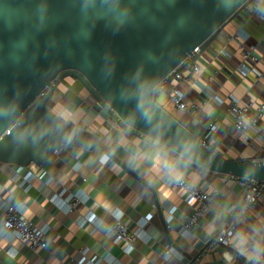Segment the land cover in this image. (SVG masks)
I'll return each instance as SVG.
<instances>
[{
    "label": "crops",
    "instance_id": "0c3cea01",
    "mask_svg": "<svg viewBox=\"0 0 264 264\" xmlns=\"http://www.w3.org/2000/svg\"><path fill=\"white\" fill-rule=\"evenodd\" d=\"M237 31L246 36L245 42L228 38V34ZM262 35L264 0H251L194 61L200 65L198 71H191L192 62L183 67L184 73L189 74L187 82L176 83L184 100L199 105L200 109L190 113L176 109L166 96L168 86L156 99L200 138L205 136L204 125L213 123L208 146L224 158L238 162L264 157V117L249 133L250 139L244 140L227 113L229 93L241 101H264V91L252 85L253 73L243 76L237 70L238 64L244 62L262 74L259 80L264 84ZM249 43L255 46L256 63L243 59L242 46ZM47 104L64 120L96 133L114 159L97 148L62 147L40 165L20 167L0 162V202L5 206L23 205L26 218L36 226H46L49 238L47 248L37 250L18 240H0V264H66L70 257L81 260L95 256L113 258L109 264H163L161 254L166 244L181 257H193L240 204L244 191L238 178L205 171L168 149L157 147L146 136L117 122L76 79L66 77ZM25 171L33 174L27 187L21 184ZM184 176L219 190L205 216L197 220L187 237L179 234L180 220L184 213H190L194 203H185L179 188L163 182L167 177ZM62 191L63 196L68 192L81 194L83 202L71 212L60 211L50 199ZM172 206L174 211L170 216L168 208ZM114 209L121 212L129 228H135L141 218H146L143 229L147 240H136L126 251L122 242L113 244L107 230L113 222L110 212ZM87 216L90 220H85ZM3 217L0 211V223ZM237 227L240 238L231 239L228 246H214L198 264H244L236 253H242L239 250L242 241L258 245L264 231V194L238 220ZM242 255L247 259L252 257L250 253ZM167 262L178 264L175 255ZM95 264L108 263L100 258Z\"/></svg>",
    "mask_w": 264,
    "mask_h": 264
},
{
    "label": "water",
    "instance_id": "95a60500",
    "mask_svg": "<svg viewBox=\"0 0 264 264\" xmlns=\"http://www.w3.org/2000/svg\"><path fill=\"white\" fill-rule=\"evenodd\" d=\"M250 1L0 0V162L40 165L62 147L97 148L114 159L96 133L48 107L54 90L72 77L117 122L157 147L208 172L264 181V157L224 158L153 94L168 73L196 61ZM262 251L264 231L250 259L236 254L255 264Z\"/></svg>",
    "mask_w": 264,
    "mask_h": 264
},
{
    "label": "built area",
    "instance_id": "2783aa9c",
    "mask_svg": "<svg viewBox=\"0 0 264 264\" xmlns=\"http://www.w3.org/2000/svg\"><path fill=\"white\" fill-rule=\"evenodd\" d=\"M229 39L237 40L239 42H245L246 36H243L239 31L228 34ZM261 42H264V35L260 37ZM255 46L251 43L242 46V56L245 61L256 63L258 61L257 56L254 53ZM189 56L185 58L188 60ZM182 63L179 64L181 66ZM184 66L180 69H174L168 73L155 87L153 88V94L155 99L164 93V87L168 86L166 96L170 103L178 110L190 113L191 111H197L200 109L199 105L191 103L188 104L184 98L183 93L179 89L176 82H187L189 74H185ZM200 65L196 62L191 63V71H198ZM237 70L246 76L250 72L254 75L252 85L256 86L259 90L264 91V84L260 82V74L253 68L247 67L244 62H241L237 66ZM174 72L172 79H168L170 74ZM209 79L212 75L208 76ZM46 88L43 90L45 91ZM229 104L227 106V113L232 119V125L236 131L242 134L244 140H249V133L255 130L256 123L264 117V101L254 102L251 99L241 101L233 94H228ZM12 127V126H11ZM8 128L7 133L11 129ZM213 123L208 122L204 125L205 136L200 138L203 145L208 146L210 140ZM59 150V149H58ZM56 150V151H58ZM55 151V152H56ZM33 174L31 171H25L21 175V184L28 186ZM238 184L243 189V196L241 202L236 206L232 212L229 213L227 220L220 226L214 236H212L200 251L196 255L190 258H184L172 251V247L166 244L163 247L161 258L163 264H169L167 259L170 256H174L178 260V264H198L200 259L207 255L211 248L214 246H228L231 239L240 238L241 233L238 230V220L247 212H249L256 204L257 200L262 195V189H264V181L248 180L246 178H238ZM163 182L169 187L179 188L183 193V201L185 203L193 202L194 205L191 208L190 213H184L180 220L179 234L187 237L191 228L196 224L199 218L205 216L209 209V205L216 198L219 193L218 188L202 186L199 183L193 181L187 176L180 179L173 177H167L163 179ZM64 191L54 194L50 199L52 205L65 213L71 212L75 207L83 202V196L78 193L68 192L66 196H63ZM0 211L3 212V221L0 223V240L10 242L11 240H18L23 245L29 247L32 250L46 249L49 243L46 226H36L24 214V206L21 204H7L0 202ZM174 207L168 208V213L171 216L173 214ZM113 222L107 230V235L110 236L113 244H124V250L132 248L136 240H147V233L143 227L146 222V218H141L135 225V228H129L122 219V214L118 209H114L110 212ZM88 217V218H87ZM85 217V220H90V217ZM239 250L242 253L255 254L257 250V244L253 242L242 241ZM104 260L108 264L112 262L113 258H102L95 256L89 259H75L70 257L66 264H95L99 259ZM257 264H264V252H261L256 258Z\"/></svg>",
    "mask_w": 264,
    "mask_h": 264
}]
</instances>
